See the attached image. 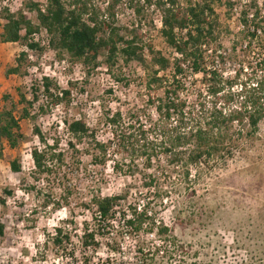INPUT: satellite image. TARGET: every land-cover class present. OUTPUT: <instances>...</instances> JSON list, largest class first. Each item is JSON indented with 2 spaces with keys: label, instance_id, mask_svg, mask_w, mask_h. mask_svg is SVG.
Listing matches in <instances>:
<instances>
[{
  "label": "trees",
  "instance_id": "obj_1",
  "mask_svg": "<svg viewBox=\"0 0 264 264\" xmlns=\"http://www.w3.org/2000/svg\"><path fill=\"white\" fill-rule=\"evenodd\" d=\"M99 1L106 3L104 8L93 0H46L44 7L39 2L24 0L23 7L14 12L6 7L0 9V42L41 52L43 47L40 41L33 40V34L45 30L57 60L62 62L67 57L74 66H81L86 78L80 82L69 80L66 87H60L47 74L40 71L30 74L34 62L28 59V52L20 51L14 64L5 69V75L29 77V83L15 87L16 97L9 93L1 96L0 159L4 161V143L10 149L32 143L29 148L32 170L28 173L32 183L22 188L25 177L20 176L18 187L35 198L33 215L39 209L55 212L67 208L70 218L47 233L43 243L62 255L61 264H94L103 243L119 252L118 239L108 236L115 220L134 237L135 264H165L184 245L178 244L171 229L156 219L149 205H163L169 200L166 191L162 194L161 191L171 188L167 184L177 169L182 170L179 185L191 184V166L234 156L238 137H250L264 119V12L254 1L249 4L254 7L252 11L241 9L240 40L224 49L218 43V21L213 9L216 0L188 1L186 6L178 0H126L139 22L145 19V5L161 11L160 34L173 53L165 56L153 45L143 43L134 29L122 33L116 15L123 0ZM227 5L232 6L228 1ZM25 9L35 12V22L24 13ZM183 28L186 32L182 35ZM253 48L262 50L257 56L258 65L263 67L261 72L256 77L239 80L242 70L239 68L231 77L224 78L219 65L235 59L237 49L248 53ZM133 62L143 67L146 76L138 84L140 101L136 100L126 110L101 105V114L92 125L82 114L64 119L65 138L56 125L43 129L37 123L57 106L70 111L73 91L78 87L82 93L89 75L101 65L125 91L131 80L123 70ZM196 74H201L202 88L190 101L185 95L186 81L191 82ZM159 89L161 96H157ZM106 91L112 93V89ZM22 120L33 123L28 136L21 129ZM242 125L249 127L245 134ZM82 156H89L94 167L104 168L111 161L112 171L127 180L125 193L77 196L84 189L73 179L88 170ZM138 160L142 161L141 167L136 163ZM6 163L11 172L23 175L18 157ZM156 169L162 173H154ZM132 186L152 191V200L131 205L126 196ZM1 191L0 203L4 206L3 197L12 196L15 189ZM73 206L90 211L91 220L81 223L80 235L71 232L76 226ZM143 232L151 233L160 243L147 242ZM3 233L4 224L0 223V236ZM195 255L189 264H201ZM119 264L130 263L121 260Z\"/></svg>",
  "mask_w": 264,
  "mask_h": 264
},
{
  "label": "rangeland",
  "instance_id": "obj_2",
  "mask_svg": "<svg viewBox=\"0 0 264 264\" xmlns=\"http://www.w3.org/2000/svg\"><path fill=\"white\" fill-rule=\"evenodd\" d=\"M44 7L46 0H33ZM96 5L105 7L102 1L93 0ZM179 4L186 6L188 1L199 2L200 0H178ZM227 1L232 4L227 5ZM256 4L264 12V0H216L213 3L214 14L218 21V43L229 49L233 44L239 42L241 28L238 16L233 11L241 9L252 11ZM142 3V2H141ZM7 6L15 7V0L6 1ZM25 14L35 22V12L25 9ZM145 19L139 22L132 8L126 0L118 6L116 18L122 27V33L128 34L130 30L139 33L143 43H149L165 56H171L172 49L165 46L160 34L158 22L161 11L153 5L144 6ZM137 24H139L137 26ZM40 39L45 40V33ZM49 38V35L47 36ZM239 46V45H238ZM45 47V46H44ZM51 48V47H50ZM20 45L0 43V70L3 66L14 63L16 56L22 51ZM51 50H53L51 48ZM262 50L253 48L250 52L235 51V59L227 60L224 65H219V70L227 78L232 76L235 70L242 68L239 80L246 77H256L263 69L258 65L257 56ZM149 59V54L144 50ZM28 57L34 65L29 70L30 74L36 75L40 71L57 81L60 87H66L67 81L80 82L85 78L81 66H74L72 62L64 57L59 62L46 47L41 52H32ZM102 56L100 60H102ZM38 68V69H37ZM4 70V69H3ZM129 78L130 86L125 91L120 89L110 75L106 67L101 65L87 78L84 91L78 92L77 87L73 91V103L70 111L62 106H57L47 111L37 120L43 129L49 126H57L62 137L65 138L64 119L84 116L89 124H94L101 114V105L115 108L120 106L126 110L136 100L139 83L145 79L146 73L143 67L133 62L123 70ZM200 74L192 77L188 82L185 95L190 101L194 99V93L202 88ZM29 77L19 78V84H28ZM191 83V84H190ZM107 89H112L108 93ZM236 90V89H235ZM15 94V93H14ZM162 89L157 90V96H161ZM15 96V95H14ZM116 98L118 101H113ZM32 121L22 120L20 126L28 136L31 134ZM238 128V126H237ZM242 134L249 131V127L241 126ZM35 142V141H34ZM238 146L234 156L225 158H213L206 163L191 166V184L182 185V170L177 169L173 179L167 186L171 188L162 189L161 194L166 191L170 196L163 205H149L148 209L156 213V219L162 221L171 229V234L183 244L184 247L165 264H189L195 253L201 264H264V119L261 120L257 129L250 137H238ZM31 142H27L21 149H13L7 146L3 151V160L0 159V198L2 188L15 189L10 197L5 199L4 206L0 203V223L4 224L3 236H0V264H61L62 255L56 254L48 244L44 246V238L47 233L53 232V228L61 224L63 220L70 218L67 208H61L55 212L49 209H39L36 215L31 213L35 198L31 193H26L19 188L20 176L25 177L22 188L28 187L32 180L28 173L32 170V161L29 155ZM35 144V143H33ZM4 149V146H3ZM18 157L22 165L23 175L10 171L7 160ZM83 165L88 166L85 174L74 178L80 188H83L77 196L88 194L110 196L124 194L127 180L112 171V162L108 161L104 168L91 166L90 157L82 156ZM140 167L142 161L136 162ZM162 165V164H161ZM154 173H162L156 169ZM42 187L41 185L39 186ZM154 193L143 187L132 186L127 193V201L131 205L141 204L152 200ZM74 202V199H71ZM125 207L124 203H121ZM118 209V208H117ZM73 217L75 227L72 234H81L83 221H90V211L84 207L73 206ZM114 229L110 230L109 238L118 239V250L114 252L104 243L96 253L94 264H119L125 261L135 264L134 237L125 229L114 222ZM143 237L153 244L160 243L157 237L143 232ZM75 239V237H74ZM77 241L76 239L74 240ZM105 242V241H103ZM171 247V246H170Z\"/></svg>",
  "mask_w": 264,
  "mask_h": 264
},
{
  "label": "built area",
  "instance_id": "obj_3",
  "mask_svg": "<svg viewBox=\"0 0 264 264\" xmlns=\"http://www.w3.org/2000/svg\"><path fill=\"white\" fill-rule=\"evenodd\" d=\"M6 1H8V0H0V9L3 8V7H6V8H8V9L10 10V12H14V11H16L18 8L23 7V1H24V0H15V2H16V4H17L15 7H9V6H7ZM43 2H44V6H45V5H46V2H45V1H43ZM104 5H106L105 2H104ZM233 11L235 12V15H236V16H239L240 11L238 12V11L236 10V8H234ZM25 12H26V11H24V13H25ZM158 27H160V28L162 27V24H161V16H160V20H159V22H158ZM241 27H242L241 24H239V25H238V28H241ZM175 31H179V30L176 28ZM180 32H181L182 35L185 34V32H186V28L181 29ZM42 33H45V36H46V39H45V40L40 39V36L43 35ZM47 36H48V34L46 33L45 30H43V31H42L41 33H39V34L34 33V34H33V40H34V41H40L41 46H42L43 48L46 47L47 51L50 52V53L52 54V59L55 60V54H54V51L51 50V48H50V46H49V38H48ZM44 46H45V47H44ZM22 49H23L24 51L28 52V56H29V57H32V55H31L32 52L29 51L25 46H22ZM145 57H147V55H145ZM196 75H197V74H196ZM200 75H201V74H200ZM222 75L224 76V78H227L223 73H222ZM230 77H231V76H230ZM149 234H150L151 236H153L151 233H149Z\"/></svg>",
  "mask_w": 264,
  "mask_h": 264
},
{
  "label": "crops",
  "instance_id": "obj_4",
  "mask_svg": "<svg viewBox=\"0 0 264 264\" xmlns=\"http://www.w3.org/2000/svg\"><path fill=\"white\" fill-rule=\"evenodd\" d=\"M1 30V27H0ZM1 44H10V45H15L16 43H2ZM17 45V44H16ZM14 63L8 64V65H13ZM3 66L2 71L0 70V103H1V96L5 93H9L12 96L15 94V87L18 85V80L19 77L16 74H8L5 75V69L7 66ZM4 69V70H3ZM16 97V95L14 96ZM4 149L5 151L7 149L6 144L4 143ZM10 151H13V149H10Z\"/></svg>",
  "mask_w": 264,
  "mask_h": 264
}]
</instances>
